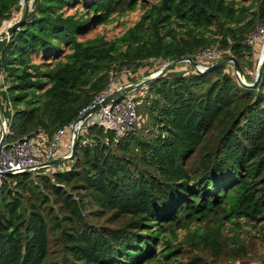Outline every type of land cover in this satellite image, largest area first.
Returning <instances> with one entry per match:
<instances>
[{"label":"trees","instance_id":"trees-1","mask_svg":"<svg viewBox=\"0 0 264 264\" xmlns=\"http://www.w3.org/2000/svg\"><path fill=\"white\" fill-rule=\"evenodd\" d=\"M22 8L0 0V33ZM259 25L264 0H30L0 42L6 139H52L151 61L216 48L250 81ZM176 66L130 93L149 128L84 122L72 162L1 179L0 264H264L244 236L264 243V69Z\"/></svg>","mask_w":264,"mask_h":264},{"label":"built area","instance_id":"built-area-1","mask_svg":"<svg viewBox=\"0 0 264 264\" xmlns=\"http://www.w3.org/2000/svg\"><path fill=\"white\" fill-rule=\"evenodd\" d=\"M246 43L258 53V55L255 56L258 65L264 50V25L257 26L254 33L247 37ZM220 56V50L210 48L205 51L197 52L193 58L199 63L201 69H203L211 64L213 58H219ZM199 61L204 62L200 63ZM119 87L121 86H115L112 81L109 84V88L85 110L100 102L105 96ZM7 105L11 112V104L7 102ZM99 120L113 128L118 134L130 132L140 125V116L136 109V103L133 98H131L130 93L116 102L102 107L98 113L87 121L93 122ZM8 122L9 120L5 119L4 122L0 124V131L2 127L6 132V136L11 134L9 129L10 122ZM71 127L72 123L68 126L59 128L50 140L43 133L32 134L12 141L7 140L5 137L0 149V172L11 171L13 174H16L45 168V166H42L43 164L59 156L57 151L65 134L69 135V141L67 142L66 149L62 152L63 155L70 154ZM2 178L3 176L0 175V183Z\"/></svg>","mask_w":264,"mask_h":264},{"label":"water","instance_id":"water-1","mask_svg":"<svg viewBox=\"0 0 264 264\" xmlns=\"http://www.w3.org/2000/svg\"><path fill=\"white\" fill-rule=\"evenodd\" d=\"M29 6H30V0H23V8H22V14L19 20H17L15 23L11 24L8 28H6L4 31L0 33V42L12 34L15 30H17L25 21L27 18L28 12H29ZM189 63L193 69L199 73H206L209 72L215 68H218L220 66H223L225 64H231L233 67V71L235 73V76L239 80V82L248 88H256L261 80L263 69H264V50L262 52V58L259 61L257 67H256V75L252 83H248L245 81L243 77V71L242 68L238 62V60L231 56V55H225L217 58L214 62L209 64L207 67L201 69L199 66V63L192 57H180L175 60L166 62L157 72L154 74H151L143 79L135 80L127 85H122L121 87L117 88L116 90L112 91L109 95L105 96L100 102L94 104L91 108L85 110L73 123L72 127L70 129V154H65L58 156L57 158H54L53 160L48 161L47 163L43 164L42 166L45 167H51L58 164H61L65 161L73 160L77 155V140H78V131L81 127V125L84 122H87L88 119H90L92 116H94L96 113H98L102 107L116 102L123 96L128 95L132 91L138 89L139 87L145 85L146 83L152 81L153 79L159 77L160 75L164 74L168 70H170L172 67L178 65L179 63ZM5 120V117L3 115V110L0 103V124H2ZM6 137V132L1 127V133H0V149L2 146V143ZM13 172L11 171H5L0 172L1 176H7L11 175Z\"/></svg>","mask_w":264,"mask_h":264},{"label":"rangeland","instance_id":"rangeland-1","mask_svg":"<svg viewBox=\"0 0 264 264\" xmlns=\"http://www.w3.org/2000/svg\"><path fill=\"white\" fill-rule=\"evenodd\" d=\"M120 29H121V26H117V27H112V26H108L107 28H106V30H107V32L109 33V34H115V33H117V32H119L120 31ZM258 55V53L255 51L254 52V56H253V58H252V60L255 58V56H257ZM222 56H225V55H222ZM221 57V56H220ZM217 59V57L216 58H213L212 60H211V63L212 62H214L215 60ZM254 61V60H253ZM257 62V61H256ZM165 63H160L159 61H151V62H149L146 66H144L143 68H140V69H138L137 70V72L135 73V79L133 80V81H135V80H138V79H143V78H145V77H147V76H149V75H151V74H154L155 72H157L163 65H164ZM228 65V68L230 67V66H232L231 64H227ZM257 67V66H256ZM193 70V67L189 64V63H186V62H183V63H179L175 68H174V72H176V73H188V72H191ZM247 73L249 74L248 76L250 77V81H247V80H245L246 82H248V83H252L253 82V80H254V78H255V75H256V69L254 70H248L247 71ZM243 77H244V75H243ZM244 79H245V77H244ZM132 81V82H133ZM113 83H114V85L115 84H117V85H120V86H124V85H127V84H129V83H131L130 81H129V78H127V77H125V76H119L118 78H115L114 80H113ZM137 102H139V100H137ZM138 105V104H137ZM139 106V105H138ZM139 108V107H138ZM138 114H139V116H140V123H142L141 122V120L143 119L144 120V122H143V124H144V127H146V128H149V126H150V124H152V120L150 119V118H148V117H146V120H145V117H143L142 116V114H141V112L140 111H138ZM0 133H1V131H0ZM59 144V143H58ZM70 161L71 160H69V161H65V162H63V163H61V164H58L57 166H63V165H66L67 163H70ZM73 161V160H72ZM71 161V162H72ZM253 234H255L254 232H251V233H247V234H244V236L246 237V239H248V241H249V243H251L252 245H254L255 246V248H256V251H254L253 253H251V255H250V258L251 259H254V261H256V262H258V261H260V260H264V243H262V242H260L261 240H259V239H257V238H251L249 235H253ZM204 264H214L211 260H210V258L208 257V256H204ZM230 264V263H229ZM231 264H233V263H231Z\"/></svg>","mask_w":264,"mask_h":264},{"label":"crops","instance_id":"crops-1","mask_svg":"<svg viewBox=\"0 0 264 264\" xmlns=\"http://www.w3.org/2000/svg\"><path fill=\"white\" fill-rule=\"evenodd\" d=\"M115 86H120V85L115 84ZM68 141H69V135L65 134V136H63L62 141H61V143L59 145V148H58V151H57L58 154H60L61 151L66 149Z\"/></svg>","mask_w":264,"mask_h":264}]
</instances>
